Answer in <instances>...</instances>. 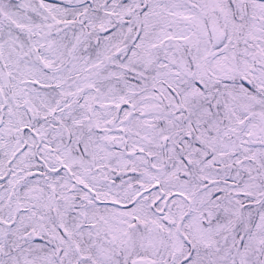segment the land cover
<instances>
[{
	"label": "snow or ice",
	"instance_id": "obj_1",
	"mask_svg": "<svg viewBox=\"0 0 264 264\" xmlns=\"http://www.w3.org/2000/svg\"><path fill=\"white\" fill-rule=\"evenodd\" d=\"M0 264H264V0H0Z\"/></svg>",
	"mask_w": 264,
	"mask_h": 264
}]
</instances>
